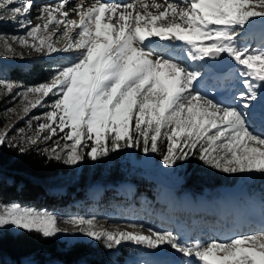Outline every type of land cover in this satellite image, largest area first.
I'll use <instances>...</instances> for the list:
<instances>
[{
  "label": "snow or ice",
  "instance_id": "1",
  "mask_svg": "<svg viewBox=\"0 0 264 264\" xmlns=\"http://www.w3.org/2000/svg\"><path fill=\"white\" fill-rule=\"evenodd\" d=\"M68 5L69 0L42 4L32 17V0H0V21L26 30L20 36L0 35L5 57H15L14 44L45 56L68 54L67 62L37 85L0 78V97L23 104L22 113L9 108V118L15 115L19 122L32 110L47 109L28 118L30 132L17 129L9 139L15 126L0 130V146L23 154L53 141L43 152L67 166L135 149L158 155L169 169L196 159L226 175L264 179V99L257 91L264 89V45L240 43L258 20L264 29V0H79ZM32 19L41 23L33 26ZM225 56L239 66L243 87L228 103L197 89L206 75L204 65ZM58 219L78 226L80 235L100 242L113 257L130 243L173 257L160 264H264V228L202 242L151 228L145 235L142 224L109 232L96 228V218H58L0 203V229L49 239L61 234Z\"/></svg>",
  "mask_w": 264,
  "mask_h": 264
},
{
  "label": "trees",
  "instance_id": "2",
  "mask_svg": "<svg viewBox=\"0 0 264 264\" xmlns=\"http://www.w3.org/2000/svg\"><path fill=\"white\" fill-rule=\"evenodd\" d=\"M47 68L42 63H33L25 69L18 66L11 71L12 79L39 84L48 77ZM3 127L0 126L1 129ZM129 151L135 154L139 152L135 149ZM124 153L125 149L96 162L85 159L75 166H67L50 159L37 146L28 147L21 154L18 148L5 144L0 146V202L59 209L69 206L73 198L83 196L85 188L97 184L107 187L102 201L117 205L121 197L109 193L110 185L116 186L122 181L135 182L139 195L142 192L150 194L152 187L159 183H169L162 178L159 183L144 181L147 178L157 179L159 175L124 160ZM155 157L160 158L158 155ZM178 164L182 180L173 186L176 192L197 195L204 188H221L234 182L228 180L229 175L210 169L196 159ZM217 177L223 179L213 181ZM128 252L120 254L119 262ZM108 253L109 250L100 242L79 241L65 245L53 238L44 239L24 231H0V264H20L24 259H31L35 264H107Z\"/></svg>",
  "mask_w": 264,
  "mask_h": 264
},
{
  "label": "rangeland",
  "instance_id": "3",
  "mask_svg": "<svg viewBox=\"0 0 264 264\" xmlns=\"http://www.w3.org/2000/svg\"><path fill=\"white\" fill-rule=\"evenodd\" d=\"M45 1L49 2L50 0H44L43 2H41L38 5V8L41 4L45 3ZM56 2H57V0H52L49 3L55 4ZM103 2L113 3L114 1L104 0ZM73 3H76V1L69 3L68 7H71V5ZM35 9H37V8L33 6V10L30 13V15L32 17H36L38 15V13ZM73 18H76V17L73 16ZM37 23H41V21H36V20L32 19V25L33 26ZM24 31H26V30H24ZM24 31L20 30L17 27V25L12 23L11 21H0V35H6V36L17 35V36H20V35L24 34ZM262 31H264V29H262L260 23L258 24V21H257L250 37L247 40H244L242 38L240 43L241 44L247 43V45L249 47H252V48H260L262 45H264V40H262V37H261ZM12 47H13V52L15 53L14 58L5 57L3 55L2 49H0V78L5 79V80H9V81H14V82L19 83V84L24 85V86H32V85H37V84H28L22 80L12 79V73H11L12 69H15L18 66H24L25 67L26 65H29L32 63H42V64H45L48 66L47 71L49 73L50 70H52V69L60 66L61 64H64L67 62L65 59V57L68 56L67 53H58V54L54 53L51 56H45L43 54H38L35 51H31L27 48H22L18 45H15V44ZM20 57H22V59ZM27 57L32 58V59L28 62H25L28 59ZM188 63H191V62H188ZM196 66L197 65H193V67H196ZM23 69H25V68H23ZM238 71H239V66H237L236 70L228 72V74H233V76L235 78L241 79V77L238 74ZM257 91L259 93V89ZM237 92H239L238 89L235 93H237ZM233 104L235 105V102H233ZM12 107H15L16 113H22L23 104L13 103L12 98L9 95H4V96L0 97V126H4L3 129L6 126L7 127H11L13 125L15 126L13 128V131L9 134V139H12L14 136H16V130L17 129L24 128L26 130V132H30V130L27 129V127H26V122H27L28 118L30 116H40L43 112L47 111V109H45V108H37L35 110H32L29 113V116H26L23 119H20L19 122H17V117L15 115H12L10 118L8 116L7 110L9 108H12ZM3 129L0 128V130H3ZM53 139L55 140L57 138H53ZM13 142L14 143H20L19 140H14ZM36 146L40 150H43L45 148H50L53 146V141H48L47 143H39ZM124 160H129V162L133 163L135 166H139V167H143L146 169L153 170V171L157 172L159 175L158 176L159 178H157V179H154V178L148 179L147 178L148 180L144 179V181H147V182L153 181V182L159 183V181H160L159 179L162 178V179H166L169 182V183H159L157 186L152 187V190L155 191L156 196H158L157 190L158 189L161 190L162 188H164L168 192H173L172 191L173 186L178 185L182 180V177L180 175V168L181 167L179 166L178 163L171 169L165 168L163 165H161L159 163L160 158H156L155 154H149V155L145 156L140 151L135 154V153H130L129 149H125ZM222 179L223 178H221V177H217L216 180H213V181H218V180H222ZM228 180L234 181V184L232 186H234L235 189H238V188L241 189V190L238 189L237 191H242L243 189H245L247 191L255 192V193L258 190L264 192V179H261L259 177L254 179L255 185L249 184V185H247V188H246V184L242 183V181H246L247 183H250L251 179H244L241 176H230L229 175ZM134 184H135V182H134ZM131 185H132V183H131ZM131 185H130V187L133 189V187ZM112 186L113 185L108 186L111 188H115L114 192L110 193V194L119 195L120 193L118 190H119V187H121L120 184H117L116 186H113V187ZM105 190H107V187L103 188V186H99V185L97 186V184H93V185L85 188L82 192L87 197V199L89 198L91 200L94 192L97 194H99V193L103 194ZM208 193H210V194L216 193L215 195H217V194H222L223 190H222V188H220V189L205 188L201 194L207 195ZM239 193H240V195H243V192H239ZM215 198L217 199V201H221L220 197H215ZM215 198H211V200H213ZM185 199H189L190 202L195 203V200H197L198 197H197V199L193 197V201H192L190 198L183 196L182 200H185ZM201 200H202V202H200L199 204H202V206H206V208L208 207L210 210L216 209V206L212 205L213 203L205 204L203 197H201ZM199 201L200 200H198V202ZM106 203H108V202H106ZM3 204H13V203H3ZM15 204H18V203H15ZM19 205H22V204H19ZM97 205H99L100 207H98ZM97 205L96 206L95 205H91V206L86 205L87 206L86 207L85 203H84V198L83 199L79 198L77 200H74L71 204H69V206H65V207L59 208V209L58 208L49 209V208H42V207L30 206V205H22V206L31 207V208L41 210V211H46L48 213H52V214L56 215L57 217H66V218L67 217H84V218H98L99 217L102 220L112 218L114 221V225L112 227L110 226V229H108V228L101 229V230H107L109 232H113V230H112L113 227L115 228V231H133V229L128 228L127 226H123L122 228H120V230H118L117 228H119L118 227L119 224H122V223L125 225H128V224H138V225L142 224V225H144V230H142V231H143V234H145V235L149 234L147 232L148 228L154 229L156 231H173L172 228L170 227V225L168 228L163 229L162 225L165 223V218L157 216V215L161 214L158 211H157L158 213H156L154 211L148 210L147 208H144L143 206L138 207V208H136V207L125 208L124 206L118 205L115 209H113V208H107L106 204L97 203ZM105 207H106V209L103 210V208H105ZM153 210H155V208ZM199 218H201V217L199 216ZM166 220L169 222V219H166ZM115 221H118V222L115 223ZM200 221L201 220H199V222ZM207 222H214V221H211L208 219V220H206V223L198 224L196 231L207 230L208 228H206V226L209 224ZM231 222H232V220H230V222H228L224 225L220 222V224H222L221 227H225L223 230V235L221 237H223V238L227 237V239L220 240V241L228 240L229 238L234 237L236 235L256 233V232L260 231V230L253 231V232L248 231V232H244V233L242 231L239 234V233H237V227H235L233 225L235 223V221H234V223H232L231 228L229 227V225H231ZM104 227H106V226H104ZM75 228H76V226L72 227V229H75ZM7 229L12 231V232L20 231V230H15L12 228H7ZM67 229H60L61 234L53 237V239L58 240L60 242H63L65 245H68V244H71L74 242H79V241L89 242V243L96 242V241H92V240L84 237L83 235H80L79 232L71 233ZM2 230L3 229H0V231H2ZM137 231H141V230L137 229ZM65 232L67 234H63ZM199 238L200 239L196 238L194 240H200L203 242V241H209L210 238L214 239L212 237H202V238L199 237ZM138 248H143V247H138V246L132 245L130 243L123 244L120 247L119 255L113 257V254L111 252L108 253L107 258L109 259V261L107 264H124V262L126 260H131L129 258V256H127V255L128 254L132 255L131 253L133 251L137 250ZM125 251H129V252L127 254H124L122 257H124L125 255L126 256L124 258H122V260H120V262H119L120 254H122ZM155 254H157L156 258L158 260H159V258L161 259L162 257H165L166 260H168V261H171V259H173L172 256L163 255V254H160L158 252H155ZM132 257H135L137 259V257H139V256L133 255ZM131 261H133V260H131ZM133 262H134V264H137L135 261H133ZM20 264H35V263H33L31 261V259H28V260L24 259V260L20 261ZM53 264H62V263L55 262Z\"/></svg>",
  "mask_w": 264,
  "mask_h": 264
},
{
  "label": "bare ground",
  "instance_id": "4",
  "mask_svg": "<svg viewBox=\"0 0 264 264\" xmlns=\"http://www.w3.org/2000/svg\"><path fill=\"white\" fill-rule=\"evenodd\" d=\"M50 1H52V0H50ZM74 1H76V3L79 2V0H69V3L74 2ZM107 1H114L113 3H116V4H127V3L134 2V0H107ZM49 2L45 1V3H43V4H54V3H49ZM86 2H87V0H86ZM157 2H162V0H157ZM40 3L41 2L38 0H32V4L36 8H38V5ZM34 20H36V19H34ZM36 21H39V20H36ZM258 24H259V20H258ZM232 69H234V68H232ZM211 70H212V68L208 67L207 71L205 72L206 73L205 77H208V74L211 72ZM236 84L241 85L240 81H238ZM258 94L261 96L262 99H264V89L259 90ZM256 131L259 133L260 129H257ZM253 184H254V181H253ZM260 192H262V191H260ZM252 195H254L256 197L257 193H252ZM236 197L237 196H234V195L233 196L228 195L229 200L230 199L236 200ZM243 200H245V198ZM235 214H236V218H235V223L233 222L234 223L233 225L235 227H237L239 234L242 231H243V233L248 232V231L253 232V231H258V230H261L262 228H264V203L263 202L262 203H256V202L248 201L246 203L245 202L242 203V198L239 197V202L237 203ZM58 218H66V217H58ZM96 219L98 221V223L96 224L97 229H106V228L110 229V226L112 227L114 225V221L112 218L102 220L101 218L98 217ZM116 222H118V221H115V223ZM104 226H106V227H104ZM123 226H127V225H125L123 223L119 224V226H118L119 228H117V229L120 230V228H122ZM57 227L59 229H67L68 228L67 230L71 233L79 232L78 226H76L75 229H72L73 225H71L69 223H64L63 219H58ZM162 227H163V229H166L169 227V225L167 222H165L162 225ZM112 230H113V232H117V231H115L114 227L112 228ZM198 234L201 237H206L209 235V232L202 231V232H199ZM214 239L224 240V239H227V237L223 238L220 236V237H214ZM147 261H143L141 264H148Z\"/></svg>",
  "mask_w": 264,
  "mask_h": 264
},
{
  "label": "water",
  "instance_id": "5",
  "mask_svg": "<svg viewBox=\"0 0 264 264\" xmlns=\"http://www.w3.org/2000/svg\"><path fill=\"white\" fill-rule=\"evenodd\" d=\"M226 57V56H225ZM227 58V57H226ZM227 59H229V58H227ZM234 63V62H233ZM235 64V63H234Z\"/></svg>",
  "mask_w": 264,
  "mask_h": 264
}]
</instances>
